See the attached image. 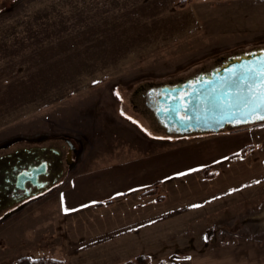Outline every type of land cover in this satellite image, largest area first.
<instances>
[{
  "label": "rangeland",
  "instance_id": "374dc122",
  "mask_svg": "<svg viewBox=\"0 0 264 264\" xmlns=\"http://www.w3.org/2000/svg\"><path fill=\"white\" fill-rule=\"evenodd\" d=\"M256 48L264 49V0H0V143L66 148L69 137L81 147L61 180L0 222V264L21 256L124 264L142 253L148 264H186L193 245L186 239L198 235L206 211L195 212L186 221L191 225L183 218L171 225L179 214L165 216L168 226H154L150 247L131 241L122 250L119 239L107 240L121 233L120 219L131 213L121 201L130 183L125 176L109 190L105 181L113 173L122 179L127 160L164 150L170 139L183 136L160 125L147 104L152 87L186 80ZM110 180L114 185L116 179ZM154 186L157 194H142ZM136 195L134 208L170 211L159 182ZM245 200L246 209H227L228 218L252 207L250 224L237 219L235 226L264 241V187Z\"/></svg>",
  "mask_w": 264,
  "mask_h": 264
},
{
  "label": "crops",
  "instance_id": "0c3cea01",
  "mask_svg": "<svg viewBox=\"0 0 264 264\" xmlns=\"http://www.w3.org/2000/svg\"><path fill=\"white\" fill-rule=\"evenodd\" d=\"M170 142L172 146L164 150L157 149L153 154H140L138 158L127 160L128 165L123 168L127 173L122 179L119 174L114 177V173L111 178L106 179L107 188L114 190L120 187L119 182L122 183L126 176L131 191L124 199L132 202L128 204L121 199L122 203L129 205L131 213H124L126 217L120 219L124 229L116 236L111 234L107 242L119 239L124 243L122 250L128 248L126 245L132 242H137L138 248L150 247L147 243H153L152 236L156 234L154 226L161 230L168 226L166 224L169 218L165 216L179 214L170 218L171 225H174L173 222L180 225L181 218L185 219V224L191 225L186 221L194 218L195 212L201 209L206 211L202 223L199 224L201 220L195 218V224H199L201 229L196 237L192 234L193 237L186 239L193 243L187 250L189 254H185L186 264H264V241L260 242L256 235L239 233L238 226H235L237 219H240L238 222L241 226L249 225L248 220L256 212H251L252 207H249V213H242L233 219H229L226 213L227 209L234 210V207L245 210L246 197L264 187V124L239 130L224 129L217 133L187 134L170 139ZM245 147L251 148L241 154ZM131 166L137 170H131ZM112 178L116 179L114 185L110 180ZM146 182L148 184L143 186ZM153 182H159L167 193L169 199L165 203L168 204L169 212L163 214L161 207L157 205L155 206L158 213H149L142 207L134 208L140 197L136 195L138 191ZM236 196L241 200L239 206H234L232 202ZM111 203L112 200L106 204ZM100 205L103 203L98 204ZM116 208L119 209V206ZM121 208L123 210L124 206L120 205ZM140 213L143 214L140 218L150 217L149 222H138L141 220L138 217ZM224 213L225 218L222 217ZM153 216L155 217L152 218ZM109 222L116 221L111 219ZM146 225L149 227V233L144 235L143 229ZM139 230L140 234L137 233ZM229 234L233 235L229 237ZM160 239L157 238L156 242ZM195 242L197 245H194ZM110 253L113 254L112 251ZM110 253L106 252L109 256ZM113 257H109L111 263L114 262ZM105 260L108 261L107 258Z\"/></svg>",
  "mask_w": 264,
  "mask_h": 264
},
{
  "label": "water",
  "instance_id": "95a60500",
  "mask_svg": "<svg viewBox=\"0 0 264 264\" xmlns=\"http://www.w3.org/2000/svg\"><path fill=\"white\" fill-rule=\"evenodd\" d=\"M262 71L264 49L225 58L210 71L162 85L155 116L166 131L178 135L217 133L262 123L264 120L259 116L264 114V109L253 111L264 97ZM38 173L34 171V176Z\"/></svg>",
  "mask_w": 264,
  "mask_h": 264
},
{
  "label": "flooded vegetation",
  "instance_id": "af4514ba",
  "mask_svg": "<svg viewBox=\"0 0 264 264\" xmlns=\"http://www.w3.org/2000/svg\"><path fill=\"white\" fill-rule=\"evenodd\" d=\"M161 86H154L156 88L152 87L149 91L150 101L147 104L153 109L162 95ZM64 140L66 148L64 145L57 148L25 145L11 149V143H0V222L12 216L17 206L25 200L51 189L55 185L53 181L59 177L61 180L67 170L73 167L81 147L69 137H64ZM34 171H39L37 176H34Z\"/></svg>",
  "mask_w": 264,
  "mask_h": 264
},
{
  "label": "trees",
  "instance_id": "16d2710c",
  "mask_svg": "<svg viewBox=\"0 0 264 264\" xmlns=\"http://www.w3.org/2000/svg\"><path fill=\"white\" fill-rule=\"evenodd\" d=\"M184 2L181 3L183 5ZM216 55V54H215ZM210 57V56H209ZM264 122L258 123L252 126L256 125H263ZM243 128V127H242ZM233 129H239V128H233ZM251 147H245L241 154H245L247 150H249ZM156 185V184H155ZM143 195L146 194H157V188L154 186L153 188H150L142 193ZM158 199L161 198V196L157 197ZM174 259H178L179 257L172 256ZM149 257L142 253L135 257L134 260L126 261L124 264H148ZM14 264H66V261L60 258H55L51 256H39V257H32V256H21L18 259L15 260ZM161 264H172L170 261H162Z\"/></svg>",
  "mask_w": 264,
  "mask_h": 264
},
{
  "label": "snow or ice",
  "instance_id": "6c2138e0",
  "mask_svg": "<svg viewBox=\"0 0 264 264\" xmlns=\"http://www.w3.org/2000/svg\"><path fill=\"white\" fill-rule=\"evenodd\" d=\"M260 75L264 77V71H262ZM261 83L264 84V79L261 80ZM256 109H264V97H261V102L256 105V108L253 109V111H255ZM259 118L264 120V114L260 115Z\"/></svg>",
  "mask_w": 264,
  "mask_h": 264
}]
</instances>
